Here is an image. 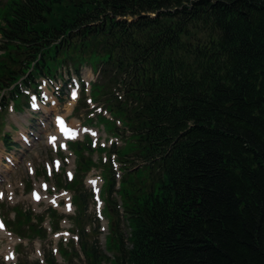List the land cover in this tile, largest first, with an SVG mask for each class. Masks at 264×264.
<instances>
[{"label": "trees", "instance_id": "1", "mask_svg": "<svg viewBox=\"0 0 264 264\" xmlns=\"http://www.w3.org/2000/svg\"><path fill=\"white\" fill-rule=\"evenodd\" d=\"M93 56L98 78L80 103L106 107L130 145L110 148L126 171L118 184L110 167L104 248L101 219L84 221L94 192L68 183L83 225L74 253L85 264H264V0H7L5 146V112L28 108L43 80L80 77ZM90 163L81 156L78 173ZM45 263L63 264L52 250Z\"/></svg>", "mask_w": 264, "mask_h": 264}, {"label": "rangeland", "instance_id": "2", "mask_svg": "<svg viewBox=\"0 0 264 264\" xmlns=\"http://www.w3.org/2000/svg\"><path fill=\"white\" fill-rule=\"evenodd\" d=\"M6 3L7 0H0L1 12ZM98 59L96 56L89 58L91 66H83L80 77L65 70L63 76L66 83L62 79L54 80V83L43 80L39 88L42 98L30 89L27 91L30 108L15 111L10 107L4 114L5 124L1 129L3 133L10 134L8 139L11 142L5 146L0 134V220L9 235H4L0 228V247L4 249L10 246L12 255H7L5 251L0 253V264H35L38 261L46 264L45 257L49 250L55 252L60 263L67 264L70 259L75 264L86 263L83 253L76 255L72 247L75 244L80 251L77 229L82 225L80 219L75 220L78 209L73 197L76 191L68 187L75 177L78 190L84 186V189L95 193L87 212L90 220L85 218L84 221L87 228L92 229L97 226L93 216L101 218L102 232L98 238L102 248L105 247L109 220L103 216L105 203H99L96 194L100 193L102 200H105L111 165L120 184L119 180L126 170L119 153L110 152V148L115 146V151L127 148L130 139L127 134L120 136L112 133L114 121L106 107H99L96 103L85 107L84 103H80L84 96L82 83L89 87L98 78ZM56 85L61 89H56ZM72 87L78 93L77 98L68 95ZM53 89L60 92L58 95L63 97L62 100ZM92 93L97 94L95 90ZM59 116L65 119L66 127L56 125ZM92 131H96L97 136ZM74 132L79 136L68 139L66 144L61 140L55 144L51 140L54 136ZM81 156H86L93 164L90 163L91 168L79 174ZM95 179L98 181L96 186L92 184ZM35 192L39 199L33 197ZM52 208L56 211H50ZM26 212L30 214L26 215ZM31 223H39L41 232L33 231ZM72 240L76 243H72ZM62 246L70 252L68 257H62L59 253Z\"/></svg>", "mask_w": 264, "mask_h": 264}, {"label": "bare ground", "instance_id": "3", "mask_svg": "<svg viewBox=\"0 0 264 264\" xmlns=\"http://www.w3.org/2000/svg\"><path fill=\"white\" fill-rule=\"evenodd\" d=\"M58 119H56V121H57ZM67 125H66V123L64 124V126H62V127H66ZM58 133H59V131H57ZM92 133L95 135V136H97V132L96 131H92ZM52 135H49V137H51ZM79 136V134L77 133V132H74V133H71V134H69V135H59V136H54L51 140H53L54 141V143L55 144H57V141H59V140H61V142L63 143V144H66V142H67V140L68 139H76L77 137ZM0 225H2V227H0L1 229H2V233L4 234V235H9L8 234V232L3 228V224H2V222H1V220H0ZM15 242V241H14ZM12 249H11V247L10 246H8V247H5L4 249L3 248H1L0 247V253H2V252H6L7 253V255H12V251H11Z\"/></svg>", "mask_w": 264, "mask_h": 264}, {"label": "snow or ice", "instance_id": "4", "mask_svg": "<svg viewBox=\"0 0 264 264\" xmlns=\"http://www.w3.org/2000/svg\"><path fill=\"white\" fill-rule=\"evenodd\" d=\"M73 96H75V93H73ZM60 123L63 124V121L61 120ZM36 198L39 199V195H37ZM0 227H2V225H0Z\"/></svg>", "mask_w": 264, "mask_h": 264}]
</instances>
